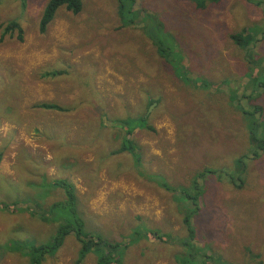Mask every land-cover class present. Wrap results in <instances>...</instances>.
<instances>
[{"label":"rangeland","instance_id":"374dc122","mask_svg":"<svg viewBox=\"0 0 264 264\" xmlns=\"http://www.w3.org/2000/svg\"><path fill=\"white\" fill-rule=\"evenodd\" d=\"M49 1L0 0V264H32L28 246L52 240L54 216L69 218L55 208L66 200L56 180L74 186L89 232L126 243L122 264H180L185 239L217 254L215 264H264V154L253 157L240 109L264 110V0H137L132 26L117 0H81L79 14L63 6L41 33ZM149 17L175 39L191 83L145 35ZM11 21L22 36L5 33ZM244 29L263 33L253 48L231 39ZM45 103L64 110L37 106ZM128 117L145 119L131 138L140 163L113 154L125 135L117 121ZM198 176L194 238L179 194ZM139 227L168 240L131 243ZM80 252L69 236L41 264H76Z\"/></svg>","mask_w":264,"mask_h":264},{"label":"trees","instance_id":"16d2710c","mask_svg":"<svg viewBox=\"0 0 264 264\" xmlns=\"http://www.w3.org/2000/svg\"><path fill=\"white\" fill-rule=\"evenodd\" d=\"M24 1V0H23ZM194 2V0H192ZM217 2V0L213 1ZM118 3V17L124 25L132 26L136 24L137 21V12L134 10L137 0H117ZM65 6L67 10L73 12L74 14H79L82 10V1L81 0H50L46 5L43 15L40 20V31L44 33L48 28L49 24L56 17V13L59 8ZM200 6V5H198ZM203 6V5H202ZM201 7V6H200ZM145 18L144 16L142 17ZM152 22H147L146 26L141 27L145 32L147 38L151 41L152 45L156 48L160 57H162L168 64L173 66L175 72L178 71L180 73V77H183V82L191 83V79H193L190 75H188V71L185 67L180 66L181 55L175 52V43L174 38L171 35H167L164 32L163 24H161V20L155 21L153 17H149ZM18 29L19 35H23V28L17 21H11L5 27L6 32H13ZM168 33V32H167ZM167 37L164 38L163 35ZM244 35H247L244 38ZM263 35L262 32H258L255 35H252L250 30L245 29L242 32L231 35V39L234 41L236 45L239 47L247 48L254 44L252 42H257L259 36ZM256 38V41L254 39ZM167 40V41H166ZM60 72H51L46 74L47 77H56L59 76ZM258 78H253L251 80L252 84L258 85ZM204 87L207 90V86L210 84L205 83ZM260 86L264 87V83L260 82ZM258 85V86H259ZM211 86V85H210ZM259 86V87H260ZM236 95V94H235ZM253 96V94H252ZM237 98V97H236ZM151 102L150 104H152ZM238 104H242L241 101ZM40 108H44L46 110H55V111H63L64 108L55 104H39L37 105ZM244 115L247 116L248 123L251 124L249 127L251 139L256 143L257 151L253 152V157H260V153L264 154V134L256 133L257 129L261 126L263 122L260 121V118L264 115V110L262 107L255 106L253 111H246L243 107L240 108ZM118 125L125 130V135L121 140V145L118 149L114 150V155H119L122 153L131 154L133 159L140 163V155L137 154L138 147L131 139L133 132L136 128L145 123V119H134V118H126L124 120L117 121ZM151 130H153L150 127ZM264 130V128H263ZM250 139V138H249ZM53 186L56 188H60L65 193V203H58L56 207H62L66 210V214L69 218H65L61 216H54L51 221L58 223L59 226L56 230L55 235L52 240L46 244L40 246H28V250H30V254L32 255V264H41L42 258L46 255L56 251L59 249L65 242V240L69 236H74L78 243L81 245V252L79 254V258L76 264H80L88 254L92 251H99V258L97 257V264H122V258L124 256V246L126 243H113L104 239L100 235H95L92 232H89L86 229V223L81 217L80 213L77 210V197L74 186L65 180H56L53 183ZM202 184L200 182V176H198L191 188H180L179 201H181L182 211L184 213L183 223L188 231L191 232V237L196 238V230L192 226L191 219H194V216L199 214L201 211L200 208V195ZM0 207H2L0 205ZM7 205L2 208H6ZM64 220V222H60ZM60 222V223H59ZM145 236H154L157 240H168L167 238L157 232L152 233L148 229H136L133 231L130 236V242L134 243L137 239L144 238ZM29 244V243H26ZM180 247L182 249V254L178 256V261L180 264H215L214 256L217 254H209L210 250L206 249L203 246H194L192 245L188 239L180 241ZM190 256L193 260H186L185 258Z\"/></svg>","mask_w":264,"mask_h":264}]
</instances>
